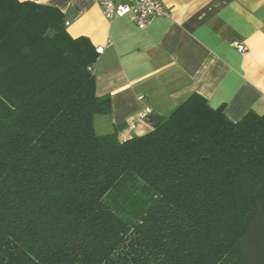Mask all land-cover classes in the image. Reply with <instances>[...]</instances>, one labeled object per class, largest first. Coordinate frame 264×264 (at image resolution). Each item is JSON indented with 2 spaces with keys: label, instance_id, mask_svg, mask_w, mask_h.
<instances>
[{
  "label": "trees",
  "instance_id": "16d2710c",
  "mask_svg": "<svg viewBox=\"0 0 264 264\" xmlns=\"http://www.w3.org/2000/svg\"><path fill=\"white\" fill-rule=\"evenodd\" d=\"M98 58L59 9L0 0V264H264V115L195 93L101 135Z\"/></svg>",
  "mask_w": 264,
  "mask_h": 264
},
{
  "label": "crops",
  "instance_id": "0c3cea01",
  "mask_svg": "<svg viewBox=\"0 0 264 264\" xmlns=\"http://www.w3.org/2000/svg\"><path fill=\"white\" fill-rule=\"evenodd\" d=\"M19 1L59 9L69 35L96 48L97 93L111 99L110 115L95 118L101 135L116 126L123 141L144 135L142 113L165 117L195 93L232 122L264 115V0H160L169 15L145 29L130 16L107 19L101 0Z\"/></svg>",
  "mask_w": 264,
  "mask_h": 264
},
{
  "label": "built area",
  "instance_id": "2783aa9c",
  "mask_svg": "<svg viewBox=\"0 0 264 264\" xmlns=\"http://www.w3.org/2000/svg\"><path fill=\"white\" fill-rule=\"evenodd\" d=\"M101 5L107 19L113 20L130 16L139 29H145L156 17L169 15L168 8L160 0H135V2L129 3H122L120 0H101ZM235 45L240 52L246 51L244 46ZM149 113L150 111L147 109L139 116V119L145 120Z\"/></svg>",
  "mask_w": 264,
  "mask_h": 264
},
{
  "label": "rangeland",
  "instance_id": "374dc122",
  "mask_svg": "<svg viewBox=\"0 0 264 264\" xmlns=\"http://www.w3.org/2000/svg\"><path fill=\"white\" fill-rule=\"evenodd\" d=\"M94 125H95V129H96V127H97V125H99V122L96 120V121H94ZM97 132H98V130H97ZM142 184L140 183V186H141ZM128 217L130 216V215H127Z\"/></svg>",
  "mask_w": 264,
  "mask_h": 264
},
{
  "label": "water",
  "instance_id": "95a60500",
  "mask_svg": "<svg viewBox=\"0 0 264 264\" xmlns=\"http://www.w3.org/2000/svg\"><path fill=\"white\" fill-rule=\"evenodd\" d=\"M54 34H55L54 32L51 33L52 36H53Z\"/></svg>",
  "mask_w": 264,
  "mask_h": 264
}]
</instances>
